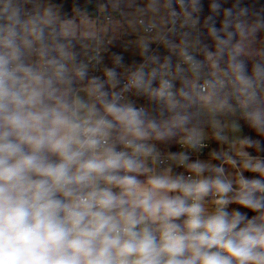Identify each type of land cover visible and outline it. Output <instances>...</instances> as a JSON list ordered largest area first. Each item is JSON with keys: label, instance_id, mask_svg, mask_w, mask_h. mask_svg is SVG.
Wrapping results in <instances>:
<instances>
[{"label": "clouds", "instance_id": "1", "mask_svg": "<svg viewBox=\"0 0 264 264\" xmlns=\"http://www.w3.org/2000/svg\"><path fill=\"white\" fill-rule=\"evenodd\" d=\"M96 9L0 0V264H264V7Z\"/></svg>", "mask_w": 264, "mask_h": 264}, {"label": "trees", "instance_id": "2", "mask_svg": "<svg viewBox=\"0 0 264 264\" xmlns=\"http://www.w3.org/2000/svg\"><path fill=\"white\" fill-rule=\"evenodd\" d=\"M89 0H56V3L58 5H62V12L66 13L69 16L74 15V10L76 7H80L81 5L87 3ZM97 1V0H96ZM244 2L246 4H248L249 6H255L257 8L260 7H264V0H244ZM229 3H231V0H229ZM225 6H229V5H225ZM205 12H207V0H205ZM128 37V34H123V36H121L120 38H114L112 39V43L110 45V49L109 52L106 55H104V62H106L107 64H111V55L112 53H120L125 57V62L131 63V61L133 59H138L135 57H129L126 56L124 53V44H125V39ZM106 60V61H105ZM141 102L143 103V101L141 100ZM246 134H250L247 133V129H245ZM217 147L215 142H212L210 148H215ZM172 151H177L178 149L176 148V146H172ZM249 151H252L251 149ZM255 154V153H253ZM216 163H219L218 161ZM178 171V170H177Z\"/></svg>", "mask_w": 264, "mask_h": 264}, {"label": "rangeland", "instance_id": "3", "mask_svg": "<svg viewBox=\"0 0 264 264\" xmlns=\"http://www.w3.org/2000/svg\"><path fill=\"white\" fill-rule=\"evenodd\" d=\"M137 3H140V0H137ZM111 11V9L109 10ZM113 15V14H112ZM102 16L103 15H99V24L100 25H106L107 24V20L105 21V19H102ZM114 19L115 20H121L122 18L121 17H117V16H114ZM93 18H96V17H93ZM127 25L126 23L124 24V28H126ZM124 28H121V29H117V30H113L111 28V26H109V32L108 34H110L112 37H116V38H120L121 36H123V34H126L125 31H124ZM130 35V34H128ZM134 40H135V37L132 36L131 38H129V36L125 39V44H124V54L126 55H136V48H135V45H134ZM212 144V142H211ZM201 158H207V156H203Z\"/></svg>", "mask_w": 264, "mask_h": 264}, {"label": "water", "instance_id": "4", "mask_svg": "<svg viewBox=\"0 0 264 264\" xmlns=\"http://www.w3.org/2000/svg\"><path fill=\"white\" fill-rule=\"evenodd\" d=\"M96 4L97 1L96 0H89L87 3L81 5L79 8H86L88 13L93 16V17H97L98 13H97V9H96ZM115 16H118V13H112Z\"/></svg>", "mask_w": 264, "mask_h": 264}, {"label": "built area", "instance_id": "5", "mask_svg": "<svg viewBox=\"0 0 264 264\" xmlns=\"http://www.w3.org/2000/svg\"><path fill=\"white\" fill-rule=\"evenodd\" d=\"M103 18H105V17L103 16ZM105 20H106V19H105ZM112 38H113L112 36L107 35V39H112ZM110 45H111V44H108V45H107L108 49H110ZM153 47H156V45H153ZM108 52H109V50L106 51V52H104L103 54L107 56ZM105 61H106V60H105ZM106 62H107V61H106ZM106 62H104V63L107 64ZM126 63H128V62H126ZM107 65H109V64H107ZM110 65H111V64H110ZM110 65H109V66H110ZM94 74H96V75H101L100 72H96V73H94ZM137 103L139 104V103H142V102H141V101H137ZM210 146H211V143L209 144V148L204 149L203 153L201 154V157H203V156H207V153H208V151H209V149H210ZM194 158H195V157H194ZM177 170L179 171V169H177Z\"/></svg>", "mask_w": 264, "mask_h": 264}, {"label": "crops", "instance_id": "6", "mask_svg": "<svg viewBox=\"0 0 264 264\" xmlns=\"http://www.w3.org/2000/svg\"><path fill=\"white\" fill-rule=\"evenodd\" d=\"M52 2L55 3V4H57V3H56V0H52ZM114 16H115V15H114ZM117 17H120V16L118 15ZM102 19H105V18H103V16H102ZM105 21H106V20H105ZM107 35H110V34H107ZM110 36H111V35H110ZM128 36H129V35H128ZM125 55H126V54H125ZM126 56L138 58L137 55H126ZM193 159H195V158L193 157Z\"/></svg>", "mask_w": 264, "mask_h": 264}]
</instances>
